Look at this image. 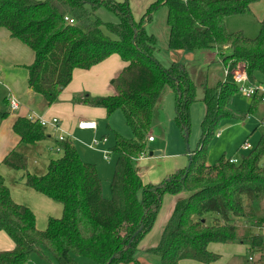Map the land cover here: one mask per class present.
Segmentation results:
<instances>
[{
	"label": "trees",
	"instance_id": "1",
	"mask_svg": "<svg viewBox=\"0 0 264 264\" xmlns=\"http://www.w3.org/2000/svg\"><path fill=\"white\" fill-rule=\"evenodd\" d=\"M258 1L156 0L137 21L129 0H0V28L33 51L34 62L25 68L27 86L48 107L59 102L75 70L89 71L118 55L127 66L113 83L116 93L85 95L76 102L104 109L108 116L122 110L136 136L126 141L115 135L109 150L118 156L110 198L103 195L96 165L84 162L70 140L59 143L61 156L49 163L44 175L28 171L27 155L10 151L1 165L21 172L26 187L60 204L63 211L40 230L35 213L12 198L0 173V232L15 244L12 251L0 252V264H29L32 256L47 264H77L79 257L93 264H141L139 245L153 229L163 198L183 193L189 196L176 204L158 246L143 252L144 259L150 264H212L220 255L209 246L224 244L245 246L250 264H264V214L259 215L264 208V134L237 163H231L233 158L216 164L207 160L208 141L219 121L232 114L228 107L239 93L234 82L239 64H244L251 84L264 76V17L256 38L230 32L226 25L229 17L251 13ZM101 7L114 11L119 24L92 20V12ZM162 7L168 10L170 51L226 49L229 54L222 55L225 81L214 88L204 86L203 126L216 129L205 131L198 148L188 152V168L154 186L144 180L138 161L153 137L148 134L165 88L176 95V121L186 136L190 109L198 102L197 85L186 67L178 62L162 65L158 39L146 29ZM66 17L75 23L65 22ZM260 104L257 97L251 106ZM9 116L0 112L2 120ZM12 129L21 144L36 145L51 136L39 119L29 117H17ZM210 214L216 216L212 225L207 224Z\"/></svg>",
	"mask_w": 264,
	"mask_h": 264
},
{
	"label": "rangeland",
	"instance_id": "2",
	"mask_svg": "<svg viewBox=\"0 0 264 264\" xmlns=\"http://www.w3.org/2000/svg\"><path fill=\"white\" fill-rule=\"evenodd\" d=\"M116 2H124L126 0H114ZM155 0H129V6L132 12V15L135 20H139L144 12L147 10V6ZM258 7V8H257ZM254 8V12L260 11L261 6ZM257 8V9H256ZM164 8L158 11V15L154 18V29L150 27L147 31L148 33L155 34L158 37V48L159 53L162 57L169 58V60H174L180 64H183L188 70L191 78L197 85L196 98L198 101L202 102L204 95V86L208 88H214L218 84L223 83L226 79V67L222 62V55H228L229 51H213V50H200L195 52H172L164 45V33L167 31L164 15L166 13ZM163 10V11H161ZM254 12L248 13L241 16H232L227 19V28L230 32H239L242 31L245 36L249 38H256L260 34V20L259 15H256ZM95 18L100 19L105 25H116L119 24L120 19L118 15L108 9L107 7H101L100 9L92 12L91 19ZM104 27V26H103ZM6 30V29H5ZM153 30L156 31L153 32ZM103 32L107 35H110L106 29L103 28ZM112 36V35H110ZM113 37V36H112ZM17 40V39H16ZM19 41V40H18ZM20 42V41H19ZM28 49V48H27ZM29 50V49H28ZM12 51H6L5 53L0 54V78H3L9 70H16L17 68L25 69L26 64L19 65H10V59L12 58ZM165 60V59H164ZM166 62V61H165ZM31 65V64H30ZM28 65V66H30ZM244 65V64H243ZM26 66V67H25ZM241 70L239 67L237 70ZM246 69L244 66V70ZM10 75V74H9ZM113 82L111 79L110 84ZM81 84V86H80ZM87 84V81H76L73 84V90H71V95L74 97L75 104L77 99H82L85 95L90 96V93H85L84 95L79 94L77 91L79 88H82L83 85ZM95 80H91L88 84L94 85ZM264 84V76L258 77V83ZM3 82H0V108L5 109L4 99L9 96V91L7 92L4 89ZM110 92L113 93L114 86L111 84ZM113 89V90H112ZM115 92V90H114ZM116 93V92H115ZM78 94V95H77ZM114 94V93H113ZM228 110L231 111V116L222 118L219 121L218 128L208 127L204 128L203 122L206 116L205 105L198 104L194 105L190 109L191 117V130L189 136H186L176 121V95L174 91L170 88H165V91L161 97V101L158 109L155 111L153 125L151 127L149 136H153L154 140L156 139L155 144H147V151L145 153L147 159L146 163H139V167L143 169L144 180L152 185L156 186L164 182L170 176L177 174L188 168L189 165V155L188 149L191 152H194L205 133L209 129H216L215 135L207 143V160L209 164H216L223 158L225 159H237L241 160L243 155L249 153L245 151L242 147L244 144H249L253 148L257 146L262 135L264 134V104H260L257 107L253 108L251 106V100L247 97L236 94L232 97L231 104L228 107ZM21 114L26 115L25 111H21ZM36 116V114H35ZM82 114L75 115L70 122H76L78 125L77 118L82 117ZM96 122L98 123V129L94 132H79L74 130V135L71 138L74 146L76 147L81 159L84 162L95 164L99 177L102 180L103 190L105 192L106 198H110L111 192V182L115 172V165L117 161V155L113 152L108 155L109 158H106L104 152L111 150V147L115 143V135L117 134L122 139L126 141H135L136 136L134 135L133 130L127 124L125 116L122 110L114 111L110 116L107 115L106 111L97 112L95 117ZM76 125V127H77ZM66 135V134H65ZM69 137V135H67ZM148 136V137H149ZM106 138L107 141L103 142L102 140ZM187 138V139H186ZM94 139H97L100 143L96 147H91ZM69 140V138H68ZM70 140V142H71ZM172 144V149L177 151H167V158H156L157 160H150L152 151V146H163L164 144ZM47 149L46 153L48 157L44 158L43 162H40L39 159H36L40 162L38 165L34 164V168L39 170L41 167L45 169L42 173L46 174L48 170L49 163L53 159H57L61 154L54 152L50 146ZM182 150V151H181ZM181 151V153H179ZM178 152V156L171 155V153ZM182 154V158L181 155ZM31 160V157H30ZM154 162L155 164H152ZM181 163L182 169H174L171 172H168L173 166L174 163ZM28 163L29 157H28ZM151 164V166H149ZM41 174V175H42ZM18 181V179H17ZM187 198L188 194H183ZM104 196V197H105ZM168 197L166 195L163 199L164 209L168 204ZM61 207L60 204H56ZM264 207V206H263ZM62 208V207H61ZM56 210V208H54ZM36 210V209H35ZM264 214L263 211L259 215ZM36 216L41 220L38 228L40 230H46L48 227L49 217L60 216L56 213L46 214V211L37 209ZM214 215L207 216V224L212 225L214 223ZM42 218V219H41ZM60 218V217H59ZM44 224V225H43ZM0 248H5L6 245H10V237L6 234L0 235ZM14 247V245H13ZM214 247V246H213ZM214 247V251L222 255L220 261L212 264H250L249 255L244 253L240 248L241 245H217ZM3 252V251H0ZM259 255H255L254 259H257ZM253 259V260H254ZM77 264H93L92 260L85 257L76 258ZM189 262L193 264H201L195 261ZM29 264H47L45 261L39 260L36 256H32Z\"/></svg>",
	"mask_w": 264,
	"mask_h": 264
},
{
	"label": "crops",
	"instance_id": "3",
	"mask_svg": "<svg viewBox=\"0 0 264 264\" xmlns=\"http://www.w3.org/2000/svg\"><path fill=\"white\" fill-rule=\"evenodd\" d=\"M155 1H153L152 3H154ZM151 4H149L146 9H148V7ZM257 6H261L262 9L260 11H257V13H255L254 8ZM162 8H164L163 10L166 11V13L164 15V19H165V24H166V28H167V31H165V33H164L165 37H164L163 43L165 46L168 47V39H169V28L167 26L168 10L166 7H162ZM162 8H160V9H162ZM163 10H161V11H163ZM158 11L153 15L152 21L149 24H147V26H146L147 30L150 27H152L153 29L155 28L153 26L154 22H155L154 18L156 17V15L161 13V12L158 13ZM252 12H254L256 15H259V17L262 20L264 17V0H260L256 4H254L252 7ZM153 32L156 33L155 30H153ZM150 34H152V33H150ZM153 35H155V34H153ZM157 39H158V37H157ZM27 48H28L27 46H25L24 44H22L18 40L12 38L9 31L5 30L4 28H0V54L5 53L7 50L13 52L12 58L10 59V63H11L10 65L14 64V65L20 66V64H26V66H28V65L32 64L34 62V53L30 48H28L29 50ZM157 48H158V46H157ZM158 59H159L160 63L164 66H168L172 62H176L174 60H169V58H166V57H162V59H161V55L159 53V48H158ZM126 66H127V64H125V62H123L118 55H113L89 71L75 70L74 76H73V81L62 92L61 96L59 97V102L50 106V107H48L46 105V103L44 102V100L41 96L34 94L28 88V86H27L28 74H27L26 69L17 68L16 70H9L3 78H0V82L1 83L3 82V84H4L3 85L4 89L7 92L9 91V96H7L4 99V104L6 107H5V109L0 108V112L8 111L10 113V116L7 119H5V120L0 119V173L4 176L5 181H6V185L8 186V188L10 190L11 196L17 203L27 206L34 213H36L37 209H40V210L46 211V214L56 213L57 215L58 214L60 215V216H56L53 218H59L62 216V211H63V208H61L62 206L60 207L58 205H55L54 203H56V202H54V201L48 199L47 197L35 192L34 190L26 187L24 185V182L21 180V178H22L21 172L12 170L9 167L1 165L4 158L6 157V155L10 151H12L13 149H17L19 152H21V153L27 155V157H29L30 163H28V171L32 174H35V175H41L45 171V169L43 167H41L39 170H37L34 168V164L38 165L40 162L44 161L43 160L44 158L48 157V155L46 153L47 149L49 148L48 146H50V148L55 152L54 148L58 145L57 140H56V135L50 126L45 127V128H47V131L51 135L50 138L47 139L46 141L38 143L36 145L21 144L19 137L13 132V129H12L13 123L15 122V119L17 117H29L30 118L31 116L34 117L35 114H36V117L43 118L47 121H50L54 118H57V119H59L62 132L66 135H69V137L67 136V138H69V140H71L70 137H72L74 135V130L75 131L78 130L79 132H92V131H81V130H79L77 123L76 122L71 123L70 119L72 120V118L77 114H82L83 115L82 117L77 118L78 124L81 121H96L95 120L96 113L97 112H103L105 110L100 109V108H92L89 106H85L83 104H75L74 97L71 95V90H73L71 88H73V84L76 81H84V82L87 81L86 85L84 84L82 88H79L77 90V91H79L77 93L82 94V95H84L85 93H90V95L93 97H107V96L113 95V93L115 94L116 91L114 92V90H115V88H114V90L112 89L113 93L110 92V88L112 87L111 84L113 85L115 79H117L120 76V74L122 73L123 69ZM238 67L241 69V71L244 70L243 64H239ZM111 79L113 80V82L110 84ZM91 80H95V84L88 86V84ZM80 86H81V84H80ZM12 97L15 98L16 100H18V102L20 104V108L16 112L11 111V109L9 107V105H10L9 101ZM5 100H7V101L5 102ZM250 100L252 103L253 99H250ZM202 103L203 102L198 101L194 105H198V104H202ZM194 105L192 107H194ZM205 108H206V106H205ZM22 110L26 112V115L20 113ZM206 111H207V108H206ZM76 125H77V127H76ZM155 143H156V139L154 140V142H150L149 144H155ZM152 151H154V153H152L153 156L150 157L151 158L150 160H157L156 158H159L162 160V158L164 159V158L168 157V155H166L167 151H177V150L172 149V144L169 143V144H164L163 146H154L153 145ZM181 151L179 153H181ZM157 152H161L162 154L160 156H155V153H157ZM176 154H178V152L171 153V155L178 156ZM180 155L182 158L183 155L182 154H180ZM30 157H31V160H30ZM36 159H39L40 162H38ZM146 159H147V157H146V155H144L138 161V165H140L139 163H141V162L146 163L147 162ZM152 164H155V163L152 162ZM149 166H151V164ZM181 166H182V164L179 162L174 163V166L170 170H168V172H171L174 169L180 170V169H182V168H180ZM140 169L142 170V175H144L143 169L142 168H140ZM17 179H18V181H17ZM183 194H185V193H183ZM183 194H180L177 196H171L170 195L171 197H168V199H167L168 204H167V207L165 209H164L163 203H162L161 210L159 212V215L157 217V220L155 222L153 229L142 240V242L139 245V250L141 251V255L139 257L141 264H150L148 262V260L144 259L143 252L147 251L148 249L155 248L158 246V244L161 240V236L164 232V229L167 226L169 220L171 219V217L173 215L176 204L180 200L186 199ZM103 195L105 196L104 190H103ZM56 204H58V203H56ZM54 208H56V210ZM37 217L38 216H36L37 227H38L41 220L38 221L39 218H37ZM51 217H49V219ZM1 234H6V233L0 232V235ZM10 240H11L12 244L6 245L5 248H0V251L9 252V251H12L14 249L15 244L11 238H10ZM13 245H14V247H13ZM217 245H224V244H211L209 246V249L212 252L216 253L213 249L215 246H216V248H218ZM240 248L243 250L244 253H247L245 246L241 245ZM216 254L220 255V260H221L222 255L219 253H216ZM183 264H193V263L189 262V260H188V261H184Z\"/></svg>",
	"mask_w": 264,
	"mask_h": 264
},
{
	"label": "built area",
	"instance_id": "4",
	"mask_svg": "<svg viewBox=\"0 0 264 264\" xmlns=\"http://www.w3.org/2000/svg\"><path fill=\"white\" fill-rule=\"evenodd\" d=\"M186 1V0H184ZM65 22L69 23V24H74V20L70 19L69 17L65 18ZM234 82L237 84L238 90H239V94L247 97L248 99H255V98H260L262 100V103H264V84H251L248 80L247 74L245 73V71H241V70H237L234 72ZM10 105V109L13 112H16L19 110L20 108V104L18 102V100H16L15 98H11L9 101ZM31 120L34 119H39L40 124L43 127H51L53 129V132L56 135V140L58 145L54 148L56 153H62V148L60 146V142H64L67 141V135H65L60 127V122L59 119L54 118L50 121H47L43 118L40 117H30ZM78 129L81 131H96L98 129V124L96 121H81L78 124ZM103 142H106L107 139L104 138L102 140ZM149 141L150 142H154V138L153 137H149ZM99 141L97 139H94L91 147H96L99 145ZM245 151H250L252 149V146L249 144H244V146L242 147ZM106 158H109L108 155L110 154L109 150L104 152ZM231 163H237V159H232ZM250 260L252 261L253 259L250 258Z\"/></svg>",
	"mask_w": 264,
	"mask_h": 264
},
{
	"label": "water",
	"instance_id": "5",
	"mask_svg": "<svg viewBox=\"0 0 264 264\" xmlns=\"http://www.w3.org/2000/svg\"><path fill=\"white\" fill-rule=\"evenodd\" d=\"M187 139V138H186ZM188 152H189V149H188ZM162 153L161 152H157L155 153V156H160ZM151 156H153V154L151 153Z\"/></svg>",
	"mask_w": 264,
	"mask_h": 264
}]
</instances>
